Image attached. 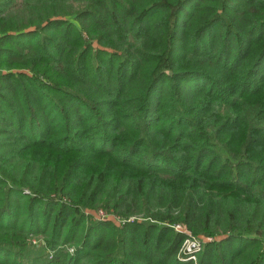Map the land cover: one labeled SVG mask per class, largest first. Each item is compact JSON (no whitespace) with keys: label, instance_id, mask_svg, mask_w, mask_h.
Listing matches in <instances>:
<instances>
[{"label":"trees","instance_id":"1","mask_svg":"<svg viewBox=\"0 0 264 264\" xmlns=\"http://www.w3.org/2000/svg\"><path fill=\"white\" fill-rule=\"evenodd\" d=\"M0 264H264V0H0Z\"/></svg>","mask_w":264,"mask_h":264},{"label":"built area","instance_id":"2","mask_svg":"<svg viewBox=\"0 0 264 264\" xmlns=\"http://www.w3.org/2000/svg\"><path fill=\"white\" fill-rule=\"evenodd\" d=\"M101 217L105 218L107 214L101 212ZM174 227L185 234V239L179 250V258L197 263L198 256L203 250L205 242H207L206 239L212 240V238L197 236L183 224H176Z\"/></svg>","mask_w":264,"mask_h":264},{"label":"rangeland","instance_id":"3","mask_svg":"<svg viewBox=\"0 0 264 264\" xmlns=\"http://www.w3.org/2000/svg\"><path fill=\"white\" fill-rule=\"evenodd\" d=\"M101 212H104L105 214H107V217L106 218H110L112 219L114 222H116L117 224H119V222L121 221V219L117 218L116 216L110 214V213H106L105 210H102L101 209H98V210H87V213H90L91 215H93L94 217H98V218H103L101 217ZM197 236H200V237H206V236H203V235H197ZM45 239H46V236H43V235H33V236H30L28 238V245H30V248L28 250H25L24 252L26 253L27 256H31L32 258L36 257V256H40L42 255V253H45L46 252V249L44 247L45 246ZM206 241H211L209 239H206ZM70 247H72V245H68ZM36 247H38V250L36 249ZM74 251L73 248H70V252Z\"/></svg>","mask_w":264,"mask_h":264}]
</instances>
